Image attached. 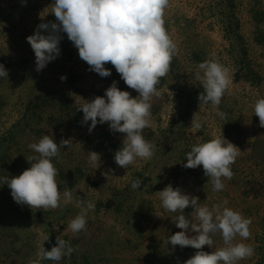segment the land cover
<instances>
[{"label": "rangeland", "instance_id": "obj_1", "mask_svg": "<svg viewBox=\"0 0 264 264\" xmlns=\"http://www.w3.org/2000/svg\"><path fill=\"white\" fill-rule=\"evenodd\" d=\"M51 3L52 0H26V4H22L21 0H0V48L6 57L20 63L26 71L22 86H0V96H7V104L0 110V134L16 119L21 108L18 103L25 100L30 88L38 93L67 92L74 103L81 106L84 102L82 99L91 100L112 83L106 77L88 70L89 66L79 58L71 42V59L65 61L63 69L54 71L44 67L39 72L35 71L34 52L26 37L33 34L35 27L42 22L41 17L45 16L43 22L50 21ZM226 3L227 0H169L163 19L164 27L176 45L171 62L177 79L171 78L168 73L165 75L167 79L162 77L164 82L161 78V87L157 85L159 95L151 100L152 123L143 129L144 138L155 145L150 159L138 158L126 169L116 165L114 152L109 151L110 145L118 144L120 147L123 134L110 132L107 123L97 124L91 133L88 132V125L81 123L82 118L78 127L68 133L44 127L45 132L41 136L52 134L61 140H69L63 150L66 162L82 166L86 172L70 188L73 202L61 204L56 209L18 205L13 201L8 186L0 187L1 264H30V260L37 256L44 235H49V240L43 242L46 250L49 244L55 245L58 235L70 241L75 248L70 257H65L63 264H82L81 254L91 247L116 258L118 264H183L197 250L164 244L168 236L181 231L175 226L180 213L163 209L157 193L169 183L198 197L202 205L211 208L226 201L223 206L250 218V236L243 242L250 244L254 252L251 257L237 261V264H264V127L259 125L258 117L254 115L256 100L264 98V43L257 42L258 31L264 34V25L256 28L252 17L254 10H264V0H232L239 34V39L235 38L233 42L246 48L249 65L262 77L260 86L233 81V50L226 38V26L221 15ZM206 60H216L230 72L231 83L218 107L211 103H199L198 100L196 89L202 85L196 79V74L200 71L198 64ZM111 66L110 62L105 64L108 69ZM62 75L66 76L64 81L60 80ZM74 76L77 80L69 86L67 80ZM117 86L130 92L133 97L138 95L123 80ZM175 94H181L180 99ZM220 112L224 114L223 117L218 114ZM193 115L194 119L202 122L199 130L190 127ZM228 120L235 125L229 127ZM176 122L180 123L177 133L168 145L159 136ZM221 130L222 135L242 152L231 165V179L223 180V190L213 191L211 179L204 175L202 167H183L180 153L189 152L194 144L210 140ZM97 138L100 143L96 144L98 149L94 145ZM60 139L55 140L60 142ZM29 142L22 140L19 147L27 149ZM14 148L9 152V162H15L21 171L30 167L27 161L29 155L17 158ZM164 148H168L166 155H162ZM88 151L101 154L102 163L96 170L88 163ZM109 169L113 171L109 172ZM136 172L152 176L154 186L152 193L139 194L136 199L139 209L145 212L144 217L139 219L140 239L131 235L125 219L115 211L111 193L124 190ZM57 183L59 186L58 180ZM59 189L63 191L65 188L59 186ZM77 201H83L84 206L89 201L94 202L95 208L87 213L86 229L73 234L67 230V225L81 211ZM184 215L195 222L190 206L184 209ZM213 239L214 248L223 247L219 233ZM235 239L240 241L242 238L237 236ZM203 250L212 251L208 246H203Z\"/></svg>", "mask_w": 264, "mask_h": 264}, {"label": "clouds", "instance_id": "obj_2", "mask_svg": "<svg viewBox=\"0 0 264 264\" xmlns=\"http://www.w3.org/2000/svg\"><path fill=\"white\" fill-rule=\"evenodd\" d=\"M21 3L26 4V0ZM168 4L169 0H52L54 21L43 22L45 16H40L42 22L26 37L34 52L35 71H41L60 55L61 33H64L77 49L79 58L89 66L88 70L108 77L111 70L105 64L110 62L124 84L138 93L133 97L130 92L119 89L114 80L103 96H94L91 100L81 98L84 102L77 109L83 113L81 123L88 125L89 133L97 124L107 123L110 132L123 134L113 159L124 169L138 158L150 159L155 151V145L144 138L143 129L151 126V100L159 95L157 85L169 71L176 53V45L164 27L163 15ZM198 68L196 79L203 88V93L198 94L199 103L218 107L231 83L229 69L216 60L203 61ZM7 77L8 70L0 64V78ZM65 79L66 76L60 77L61 81ZM254 115L264 127V98L256 100ZM190 127L199 130L202 122L193 115ZM68 141L57 143L52 134H45L37 142L30 143L29 149L36 153L27 160L30 167L18 176H0V187L6 184L13 201L29 208L48 210L72 203V191L67 187L63 191L59 189L58 170L52 162L60 156L62 148L68 146ZM241 152L221 130L210 140L194 144L186 153L183 167H202L204 175L211 179L212 190L221 191L225 186L223 180L231 179V165ZM87 153L91 168L98 169L102 163L101 154ZM140 184L139 178L131 181L133 189ZM157 193L163 209L180 213L175 226L181 231L168 236L165 246H188L197 250L183 264H237L253 255L252 246L243 242L250 236L251 219L223 206L226 201L210 208L200 204L198 197L170 183ZM76 203L81 211L67 225V230L73 234L86 229L87 213L95 208L91 201L86 206L83 201ZM189 206L195 222L184 215V209ZM217 233L223 241L220 248H214L213 237ZM237 236L242 239L236 241ZM48 240L49 235L42 237L37 256L30 264H41L44 260L59 262L75 251L71 242L60 235L56 236L55 245L46 250L43 242ZM203 246L212 251H204Z\"/></svg>", "mask_w": 264, "mask_h": 264}, {"label": "trees", "instance_id": "obj_3", "mask_svg": "<svg viewBox=\"0 0 264 264\" xmlns=\"http://www.w3.org/2000/svg\"><path fill=\"white\" fill-rule=\"evenodd\" d=\"M221 15L224 18V25L226 26L225 35L230 42L231 50H233L232 57L234 58L235 73L233 75L234 82H246L253 86H260L263 82L262 77L249 65L247 60V50L245 47L241 46L239 43L234 45L235 38H238V21L234 16V5L232 0H227L225 8L221 10ZM256 28L259 25H264V10H254L252 14ZM50 21H54V16H49ZM63 39L60 41V55L53 61L49 62L46 67L52 68L54 71L64 68L65 61L71 59L72 51L70 48V41L67 39L66 34L61 33ZM259 39L258 43H264V34L258 31ZM239 39V38H238ZM0 64H3L6 70H8V77L0 78V86L8 85V87L22 86L26 79L25 68L20 65V63L13 62L11 59L5 56L4 52L0 48ZM174 64L170 63L169 71L167 72L171 78L177 79V76L173 71ZM111 70V75L106 77L108 81H117L118 85L121 83L119 74L115 71L114 66L109 68ZM167 79V76H164ZM77 80L74 76L71 80H67V84L72 86ZM162 83L164 79L162 78ZM162 83L158 86L161 87ZM36 90L30 88L29 94L25 100H20L19 105L21 106L16 119L10 124V126L0 134V176H18L22 171L15 162H9V152L11 148H14L13 152L17 153V158L29 155V157L36 155V153L27 148L19 147V143L22 140H30L29 143L37 142L45 132L44 127H50L55 130H62L66 133L74 130L78 127L83 113L77 110L80 105L74 103L71 95L67 92L61 91L55 93L52 91L47 92H35ZM198 93H203V88L200 87L196 89ZM104 92H100L97 95L103 96ZM177 99H180V95L175 94ZM223 101V99H221ZM7 104V96L2 98L0 96V110ZM223 113L225 109L222 110ZM226 117L227 114L225 113ZM179 122L172 124L169 130L159 139H165L166 143L170 145L172 143V138L176 135ZM227 125L233 127L235 123L229 121ZM54 139H60V137H54ZM102 139V138H100ZM56 141V140H55ZM61 141V139H60ZM57 142V141H56ZM59 143V142H57ZM99 145V138L95 140L94 145L97 147ZM118 144L110 145L111 152H115L118 149ZM63 147L61 154L58 158H53L54 166L58 170L57 180L59 181V186L64 188H72L82 179L85 175V168L82 166H73L71 163L66 162V157L63 155ZM98 149V147L96 148ZM95 149V151H96ZM168 148L162 150V155H166ZM186 153L182 151L180 154V162L183 164L186 160ZM19 172H15L18 171ZM25 170V169H23ZM141 181L139 188L133 189L131 187V181L137 179ZM152 176H145L144 173H134L129 185L122 191L114 190L112 191L113 199L115 202V211L122 215L125 219L127 228L129 229L131 235L137 239L142 238V234L139 232V219L141 216L144 217L145 212L141 211L136 203L137 196L142 193H152L154 186L152 185ZM96 187H98L96 185ZM175 230V229H174ZM174 230L172 232H174ZM54 246L53 243L49 244L47 250ZM80 258L82 259V264H118L116 258H112L99 250H94L93 247L88 248L84 251ZM64 258L59 262H54L50 260H44L41 264H63ZM1 264V262H0Z\"/></svg>", "mask_w": 264, "mask_h": 264}]
</instances>
